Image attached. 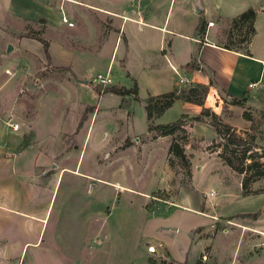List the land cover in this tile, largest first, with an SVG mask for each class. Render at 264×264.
<instances>
[{"label": "rangeland", "instance_id": "rangeland-1", "mask_svg": "<svg viewBox=\"0 0 264 264\" xmlns=\"http://www.w3.org/2000/svg\"><path fill=\"white\" fill-rule=\"evenodd\" d=\"M34 1L46 7L30 4V11L41 17L26 20L5 14L0 20V135L18 137L12 148L0 139V161L29 147L33 158L23 183L40 194L0 201V217L20 219L17 236L9 238L12 244L5 235L0 237V264H264V192L240 196V177L213 148L210 117L174 135L147 130L143 105L156 89L147 81L137 82L135 75L143 64L152 65L155 73L167 75V70L154 54L140 58L138 48L145 38L152 39L155 48L159 33L147 27L140 34L139 27L128 23L120 26L125 19L135 21L134 5L143 16L148 2L139 0L130 7L129 0ZM189 3L154 0L147 7L157 25L165 15L171 24L175 15L184 14L181 34L189 39L197 21L187 13ZM242 3H208L213 13L209 27L213 24L220 46H244L237 41L245 36V27L239 31L224 19ZM123 34L131 46L126 64ZM28 37L48 43L50 62L41 45ZM133 81L136 97L98 95L92 89L97 83L132 89ZM260 85H248L251 93L242 95L245 103L240 107L230 106V97L211 89L203 107L240 137L264 148ZM189 87L176 88L186 92ZM179 113L173 106L154 124L173 123ZM242 113L250 121L243 120ZM195 115L191 110L184 114L185 126ZM11 125L17 129L12 131ZM173 141L182 148L183 159L169 153ZM257 181L251 189L264 185V179ZM219 210L245 216H215ZM30 215L38 219L31 217L35 221L30 220L29 230ZM199 216L206 222H195L203 219ZM158 243L166 259L147 254V245Z\"/></svg>", "mask_w": 264, "mask_h": 264}, {"label": "crops", "instance_id": "crops-1", "mask_svg": "<svg viewBox=\"0 0 264 264\" xmlns=\"http://www.w3.org/2000/svg\"><path fill=\"white\" fill-rule=\"evenodd\" d=\"M129 1L132 2L130 4V7L131 5H134V3L136 5H138V3L140 4L139 0ZM145 1L148 2V4H146V7L144 8L147 12L143 13V16H139L140 9L137 6L135 7L134 5L133 8H135L138 15L131 12V17L135 21L131 22L133 21L132 19H129L128 21H126L127 19H125L120 27L122 28L128 23L133 25L134 27H139V30H137L136 32L140 34L144 33L143 28L147 27L159 33L158 42L155 48H153L154 41L152 39L148 40L147 38L140 41L138 48L140 58H145L147 55L153 56L154 54L156 56L155 58L160 59V66L164 67V71L167 70L166 75L164 73L160 74L153 72L151 70L152 65L149 64H143L144 66H140L138 68L137 76L135 75L136 81H147L150 86L156 89L155 91H150L148 96H156L162 93H166L173 87H181L184 85L192 86L196 84L207 85L209 79L213 82L214 87H208V93L211 89L215 91L218 90L221 93H224L232 98H239L244 94L249 95L248 93H251L250 91L252 89L249 90L248 85L255 84V87H258L261 84L260 86L264 87V0H243V3L241 5H239L233 11H230V15L228 14L224 18L230 20L231 18L244 12L247 9H252L254 11V19L252 23L254 35L248 46V53L250 57L221 48L220 45L216 42L217 38L214 36L213 24L211 27L204 26V34L201 38L196 34V26L200 19H202L204 23H209V21L211 20V15L213 13L209 14L208 3H210L212 0H203V2L202 0H190L191 4L189 3V12L187 13L189 14L191 11L194 15H196L197 21L193 25V34L191 35V37H189V39L185 35L181 34V30L185 26L183 20L181 19V16H184V14H182L181 16L180 14L175 15V19L171 24H169V20L166 22L165 15L161 24L157 25V19L155 17H152L155 15L152 13V8L148 9L147 7L148 5H152L154 0ZM170 1L171 0H169V2ZM31 3L35 7H42L43 10L44 8H46L45 6L34 0H0V20L2 21L5 14L7 16H18L26 20H32L34 18L41 17L38 15L37 11H30L29 6ZM196 8L198 9V12L197 10H195ZM217 15L222 19L219 14ZM124 38L126 40V44L123 57L124 64H126L128 60L127 56L131 51V46L129 39L126 38L125 35ZM148 41L150 42V45L148 44ZM191 60L195 61L198 70H195L192 73H186L182 69V67L185 64L189 63ZM125 66L127 65H124V67ZM156 66L157 65H154V67ZM125 72L128 75L130 74L127 70H125ZM173 106L179 107L180 115H184L190 110L191 113L194 114H198V111H200L199 106L189 104L180 100L174 101L171 107L166 109L165 111L171 109ZM160 116L152 120L153 125H163L154 124V120H156ZM5 133L6 132L0 135V139L4 137L8 147H10V144H12V146L18 144V137L15 136V134ZM11 141L13 142L9 143ZM32 158L33 156L29 150V147L24 146L21 147L17 151V153L8 160H5L3 158L4 160L0 161V168H2L3 170L0 171V201H14V199L17 198L25 199L30 198L31 196L40 195L36 192V189L34 187L30 186L28 182L23 183L26 181L24 179V175L28 177V174L30 172V161L32 160ZM17 176H21V178L15 179ZM257 182L258 181H254L251 186L255 187V184ZM251 190H256L257 192L248 195H242L241 192H239L240 196H249L263 193L264 185L260 188ZM6 210L8 209L6 208ZM238 213L240 212L229 213L219 210L215 212V216L224 218L228 216L233 217ZM31 217L37 218L31 215L30 217H27L29 219L27 222L29 230L30 226L32 225L30 220H34L31 219ZM200 219L201 220H196L195 222H206V218L200 217ZM15 221L19 223L15 224ZM19 224L20 219L17 217H14L12 219L0 217V237L5 235L8 241L7 244L11 243V240H9L10 237L15 238L17 236V230L15 228L16 225ZM262 233L263 235L261 237L264 236V232ZM34 244H36V241ZM176 251L178 252L177 247H175V250L173 248L174 255Z\"/></svg>", "mask_w": 264, "mask_h": 264}, {"label": "trees", "instance_id": "trees-1", "mask_svg": "<svg viewBox=\"0 0 264 264\" xmlns=\"http://www.w3.org/2000/svg\"><path fill=\"white\" fill-rule=\"evenodd\" d=\"M254 11L247 9L244 12L236 15L229 20V26L236 29L245 27V36L238 39L237 43H243V47H233L230 45H222L221 48L243 54L244 56L250 57L248 53V46L254 35L253 29ZM204 22L202 19L199 20L196 26V34L201 38L204 34ZM232 34H228V38L231 39ZM37 41L42 48L44 59L50 62L48 55V43L36 37H28ZM57 70L68 71L67 67H55ZM182 69L186 73H192L198 70L194 60L185 64ZM208 87H214L213 82L209 79L207 85L196 84L190 86L186 92L178 90L173 87L170 91L162 93L156 96H147L144 101L143 111L145 115V121L147 124L148 131H156L160 136L174 135L179 131H183L185 127L191 128L194 124H203L204 118L210 117L208 126L213 131L216 141L213 142V148L217 151V156L221 161L232 171H234L240 177V189L242 195H248L256 193V190H251L250 186L254 181L264 179V148L256 147L253 143V139H244L240 137L236 131L229 126L227 123L222 122L215 114L208 111L203 107V100L208 92ZM92 89L98 94H114L118 96L133 95L136 97V86L133 84L132 89H125L123 87L116 86H93ZM199 95V96H198ZM225 96L229 97L225 94ZM200 97V98H199ZM137 99V98H136ZM183 101L189 104H193L200 107V111L197 115L190 118L191 123L185 126L184 115H181L178 120L173 123L166 125H153L151 121L160 116L166 109L170 108L174 101ZM245 103V98H229L228 104L230 106L240 107ZM264 115V114H263ZM241 117L245 121H250V118L242 113ZM169 153L179 159L184 158L182 148L173 141L168 149ZM186 162V161H184ZM187 165V164H185ZM260 190V189H259ZM258 190V191H259ZM235 217H243L244 214H236ZM256 216V214H251Z\"/></svg>", "mask_w": 264, "mask_h": 264}, {"label": "built area", "instance_id": "built-area-1", "mask_svg": "<svg viewBox=\"0 0 264 264\" xmlns=\"http://www.w3.org/2000/svg\"><path fill=\"white\" fill-rule=\"evenodd\" d=\"M210 25L211 23H207V27H209ZM101 83L102 84L109 83V80L107 81L102 80ZM101 83H97V84L101 85ZM253 86L254 84L249 85V87H253ZM10 128L12 131H15L17 129V125H11ZM209 195H212V193H209ZM146 252L152 259H158V258L166 259V257L163 256L162 245L160 243H158L157 245L155 244L147 245Z\"/></svg>", "mask_w": 264, "mask_h": 264}, {"label": "water", "instance_id": "water-1", "mask_svg": "<svg viewBox=\"0 0 264 264\" xmlns=\"http://www.w3.org/2000/svg\"><path fill=\"white\" fill-rule=\"evenodd\" d=\"M195 10H197V12H198V9L197 8ZM82 83L85 84L86 82L85 81H82Z\"/></svg>", "mask_w": 264, "mask_h": 264}]
</instances>
